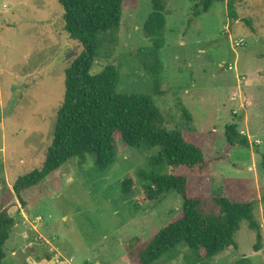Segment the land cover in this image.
Here are the masks:
<instances>
[{
  "label": "rangeland",
  "instance_id": "obj_1",
  "mask_svg": "<svg viewBox=\"0 0 264 264\" xmlns=\"http://www.w3.org/2000/svg\"><path fill=\"white\" fill-rule=\"evenodd\" d=\"M165 2L161 64L144 32L152 0H124L120 26L101 34L91 72L114 65L118 92L152 96L168 130L203 137L209 170L154 166L160 147L119 141L107 170L94 155L84 164L75 157L19 198L17 180L45 162L66 70L83 47L66 31L59 0H0V211L7 208L16 220L4 264H134L132 255L177 219L183 205L176 191L142 202L141 170L186 174L211 199L235 186L236 200L253 202L264 237V0H221L199 16L198 0ZM234 122L251 144L228 152L226 125ZM129 175L135 188L126 194L122 182ZM235 238L236 247L207 264H264V239L256 251L248 222ZM155 264L203 263L182 244Z\"/></svg>",
  "mask_w": 264,
  "mask_h": 264
},
{
  "label": "trees",
  "instance_id": "obj_2",
  "mask_svg": "<svg viewBox=\"0 0 264 264\" xmlns=\"http://www.w3.org/2000/svg\"><path fill=\"white\" fill-rule=\"evenodd\" d=\"M59 1L64 9L65 29L71 38L79 40L83 51L66 70L65 99L58 111L55 135L45 162L42 168L17 180L14 190L18 197L75 157L84 164L88 155H94L96 166L107 170L116 161L119 141L136 149L143 145L160 147V153L150 160L154 166L209 170L203 137L178 129L168 130L152 96L118 92L120 75L114 65L98 74L91 72L99 54L101 34L120 26L124 0ZM198 1L201 9L196 11L197 16L221 0ZM152 4L153 11L145 22L144 32L152 42L150 53L159 64V53L166 44V2L152 0ZM229 6L233 8L232 3ZM238 129V122L226 125L228 152L236 146L251 144L249 137ZM138 175L144 184L142 202L161 199L176 191L183 205L177 219L159 230L138 254L132 255L134 264H155L182 244L196 255L197 262L207 264L221 252L237 246L236 233L245 221L256 231L254 249L262 248L263 230L256 218L255 206L251 201L236 200L235 186L227 184L211 199L205 190H195L186 174L141 170ZM122 188L124 193H130L135 188L134 176L126 177ZM15 224L8 209H2L0 264H4L5 244Z\"/></svg>",
  "mask_w": 264,
  "mask_h": 264
},
{
  "label": "crops",
  "instance_id": "obj_3",
  "mask_svg": "<svg viewBox=\"0 0 264 264\" xmlns=\"http://www.w3.org/2000/svg\"><path fill=\"white\" fill-rule=\"evenodd\" d=\"M234 95H235V94H234ZM234 97H236V96H234ZM238 97L241 98V94H240V93H238Z\"/></svg>",
  "mask_w": 264,
  "mask_h": 264
},
{
  "label": "built area",
  "instance_id": "obj_4",
  "mask_svg": "<svg viewBox=\"0 0 264 264\" xmlns=\"http://www.w3.org/2000/svg\"><path fill=\"white\" fill-rule=\"evenodd\" d=\"M238 44H239V42H238ZM238 44H237V45H238Z\"/></svg>",
  "mask_w": 264,
  "mask_h": 264
}]
</instances>
